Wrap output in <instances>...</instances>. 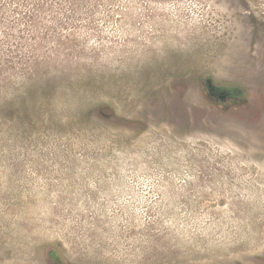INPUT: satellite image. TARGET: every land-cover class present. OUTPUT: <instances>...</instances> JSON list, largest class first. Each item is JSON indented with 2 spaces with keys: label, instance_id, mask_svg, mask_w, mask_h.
Returning a JSON list of instances; mask_svg holds the SVG:
<instances>
[{
  "label": "rangeland",
  "instance_id": "1",
  "mask_svg": "<svg viewBox=\"0 0 264 264\" xmlns=\"http://www.w3.org/2000/svg\"><path fill=\"white\" fill-rule=\"evenodd\" d=\"M0 264H264V0H0Z\"/></svg>",
  "mask_w": 264,
  "mask_h": 264
},
{
  "label": "flooded vegetation",
  "instance_id": "2",
  "mask_svg": "<svg viewBox=\"0 0 264 264\" xmlns=\"http://www.w3.org/2000/svg\"><path fill=\"white\" fill-rule=\"evenodd\" d=\"M208 87L210 90V93L214 96H220V97H224L225 92L223 91L222 88H220L218 85H214L212 84L211 79H208Z\"/></svg>",
  "mask_w": 264,
  "mask_h": 264
}]
</instances>
